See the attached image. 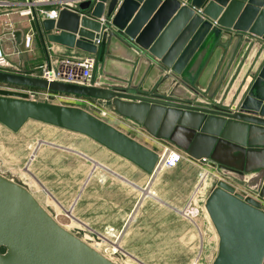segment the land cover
<instances>
[{
    "label": "water",
    "instance_id": "obj_1",
    "mask_svg": "<svg viewBox=\"0 0 264 264\" xmlns=\"http://www.w3.org/2000/svg\"><path fill=\"white\" fill-rule=\"evenodd\" d=\"M54 1L64 4L56 19L33 15L40 43L45 52L55 44L95 56L94 84L4 71L0 83L111 101L153 136L215 161L222 175L245 182L257 198L224 180L210 190L204 210L217 236L210 264H264V0ZM13 36L20 41V32ZM122 49L137 57L134 65L124 62L132 74L108 66L119 64L113 52ZM27 120L86 136L147 174L159 160L83 109L0 89V124L16 132ZM1 249L0 264H116L58 224L26 188L0 175Z\"/></svg>",
    "mask_w": 264,
    "mask_h": 264
},
{
    "label": "crops",
    "instance_id": "obj_2",
    "mask_svg": "<svg viewBox=\"0 0 264 264\" xmlns=\"http://www.w3.org/2000/svg\"><path fill=\"white\" fill-rule=\"evenodd\" d=\"M77 3L66 2L65 5L75 6ZM63 6L64 4L53 0L42 8L59 10ZM105 12L106 10L102 16L103 19ZM12 15L9 12L7 15L0 12V47L9 64L3 70L4 72L32 77L36 74L35 69L38 65L46 63L57 69L58 62L64 58L82 59L88 55L80 50L68 49L55 44H47L45 52L36 33L33 19L31 17L19 18L20 16L12 19ZM15 32H20L19 42L14 39ZM113 53L119 64L110 63L108 66L115 67L117 71L114 70V72L132 74V70L124 62H131L134 65L137 57L126 49ZM242 54L244 56V53ZM142 68L143 66L141 70ZM108 70L112 71L111 68ZM98 72L94 75L95 78L99 76ZM233 74L234 72L231 71L229 77ZM87 100L98 102V100ZM49 127L55 129L54 133H57V129L67 131L53 126ZM140 127L143 128L141 131L150 138L147 142L131 132L120 128L118 131L155 152L159 158L171 151L172 145L177 146L169 139L152 137L144 125ZM67 132L72 133L69 138L81 145L76 146L78 148L76 151L86 156V158H81L75 155V149H72L74 152L68 153L64 150L65 155L57 154L54 157L57 164L62 162L61 170L58 169L56 174L67 177L65 196L66 194L67 198L73 195L78 196L74 205H64L75 218L74 225L67 223L68 227H73L79 235H82L83 231L89 234L114 235L118 239L116 246L127 258L128 264H176L180 261L176 256H181L183 264H189L193 256L198 255L199 250L202 254L204 240L212 251L217 250V236L214 231L209 230L207 238H204L201 228L190 224L179 215V211L194 190L196 180V171L194 167L189 166V163L192 164L189 160L209 158H193L186 152L187 158L184 157V162L181 161L176 166L157 169L147 174L88 137ZM43 153L39 157L41 162L46 160V155ZM75 160L77 162L73 164ZM92 162L99 164L96 166ZM213 162L215 167L216 162ZM59 181L58 179L57 182ZM224 181L243 196H257L255 192L246 187L245 182L238 181V184H233L227 180ZM261 209L264 212V205Z\"/></svg>",
    "mask_w": 264,
    "mask_h": 264
},
{
    "label": "rangeland",
    "instance_id": "obj_3",
    "mask_svg": "<svg viewBox=\"0 0 264 264\" xmlns=\"http://www.w3.org/2000/svg\"><path fill=\"white\" fill-rule=\"evenodd\" d=\"M12 1L22 2L23 0ZM8 10L9 13L13 14L12 19H15L19 17L18 12L21 10V8L18 6H12ZM38 48L36 50H38ZM97 72L98 71L95 67L94 75L97 74ZM0 89L10 90L14 92L27 91L26 88L4 85L1 83ZM30 100L62 106L77 107L85 110L86 112H89L90 114L108 123L117 130L120 128L122 130L131 132L132 134L141 137L146 142L150 139L141 131V129L143 128H141L140 126H143V124L138 123L135 120L118 113L111 101H96L94 103L93 101H89L87 99H84L83 97L77 96L54 97L50 98L49 101H45L38 95L33 96L32 98H30ZM49 126L50 125H45L33 120H27L26 123L18 131L12 132L5 126L0 124V175L26 188L41 206L47 207L50 210H52L53 207L57 210V212H59L57 206L54 205L58 204L61 208L69 210L64 205H74L77 202L78 196L73 195L70 198H67V194L65 196V193L67 191V188L65 187L67 177H61L62 175L56 174V171L58 169L61 170L60 166L62 162H58V165L57 160L55 161L54 157H56L57 154H64V152L66 151H68V153L74 152L72 149H75V155H79L81 158H86V156L76 151V149L78 150L76 146L79 147L81 145L77 144V141L69 138L72 133L58 129L57 133H54L55 129ZM152 137L154 136L152 135ZM168 144L172 145L171 143ZM72 146L73 148H71ZM170 148L171 151L177 152L181 156V159L178 160L177 163H175V166L181 161L184 162V157L187 158L185 155L186 150L174 145H172ZM42 152H44L43 154L46 155V160L41 162L39 161V157ZM205 160H203L202 158L195 161L189 160L192 161V164L189 163V166L191 165L192 167H194L196 171V180L194 184V190L189 195L187 201L191 200L192 206L197 209L198 214L195 218H193V221H190L183 217L180 214V211L179 215L180 217L182 216L190 224H194L198 226V228H201L204 238H207L206 235L208 234L209 230H214L204 210V202L206 197L208 196L210 190L215 187V184L218 180L224 179L233 184H238V181L222 175L220 171L217 170V167L213 166V161H211L210 159ZM75 162H77V160H75L73 164H75ZM92 164L97 166L99 163L92 162ZM58 179L60 180L59 182H57ZM244 192L249 193L247 190H244ZM69 216H72V218L75 219L71 211L67 216L61 213L57 217L58 223L70 230L80 239H83L84 241L90 243L97 242L96 245L103 248V244L100 243V241H98L96 238H86L84 234L79 235L77 231H74L73 227H68V224H70L71 226L74 225L72 218H69ZM107 238H109L108 241H111L116 245V242L118 240L117 237L109 234ZM102 241L106 243L105 239H102ZM197 254L198 255L193 256L189 264H209L214 258L216 250L212 251L210 246L205 244L204 240L202 254L201 250H199ZM176 257H178L180 260L179 263L176 264H183L182 258H180L181 256ZM119 258H121V261H119L120 264H128V260L126 257L121 255L119 256Z\"/></svg>",
    "mask_w": 264,
    "mask_h": 264
},
{
    "label": "built area",
    "instance_id": "obj_4",
    "mask_svg": "<svg viewBox=\"0 0 264 264\" xmlns=\"http://www.w3.org/2000/svg\"><path fill=\"white\" fill-rule=\"evenodd\" d=\"M53 0H23L22 2H14L10 0H0V12L1 14H6L9 12V8L12 6H21V10L18 12L20 17H31L33 19V15H36L40 19H56L59 10H44L42 7L49 4ZM100 21H103L101 18ZM9 66L5 53L0 47V71L5 70ZM96 67V58L93 55H87L82 59L76 58H64L58 62L57 69L52 68L50 65L46 63L38 65L35 69L36 74L32 77L40 78L46 80L48 82H60L65 84L71 85H79V86H91L94 84V69ZM27 91H20L28 96V98H32L35 95L42 97L45 101H49L50 98L54 97H75L73 95H66L56 92H51L47 90H40V89H32L26 88ZM181 159V156L177 152L168 151L166 155L159 158L156 168L163 169L168 167L175 166L178 160ZM57 206L59 212L54 209L52 206V210L44 207V209L49 213V215L58 223L57 217L61 213L65 216L70 214V210H65L61 208L58 204L54 205ZM61 210V211H60ZM180 214L185 217L186 219L193 221V218L196 217L198 214L197 209L192 206L191 200H188L185 206L180 210ZM72 218V216H69ZM72 220H74L72 218ZM59 224V223H58ZM62 226V225H61ZM65 228L64 226H62ZM68 230L67 228H65ZM71 232L70 230H68ZM72 233V232H71ZM91 233V232H90ZM74 235V233H72ZM83 234L86 238L94 237L100 243H102L103 248L96 245L97 242L90 243L83 240L85 243L89 244L93 248L97 249L104 257L109 259L110 261L120 264L121 258L119 256H124L119 250V248L113 244L111 241H108L109 238L105 235L100 234H89L88 232L83 231ZM77 237V236H76ZM79 238V237H78ZM80 239V238H79ZM105 239L106 243L102 241ZM118 259V260H117Z\"/></svg>",
    "mask_w": 264,
    "mask_h": 264
},
{
    "label": "flooded vegetation",
    "instance_id": "obj_5",
    "mask_svg": "<svg viewBox=\"0 0 264 264\" xmlns=\"http://www.w3.org/2000/svg\"><path fill=\"white\" fill-rule=\"evenodd\" d=\"M218 67H220V70H218L217 72L219 73V71L221 72V69L223 68L222 67V65L219 63V66ZM219 88H217V90H218ZM218 92V91H217ZM217 92H216V94H217Z\"/></svg>",
    "mask_w": 264,
    "mask_h": 264
},
{
    "label": "trees",
    "instance_id": "obj_6",
    "mask_svg": "<svg viewBox=\"0 0 264 264\" xmlns=\"http://www.w3.org/2000/svg\"><path fill=\"white\" fill-rule=\"evenodd\" d=\"M0 251H1V252H4V249H1Z\"/></svg>",
    "mask_w": 264,
    "mask_h": 264
}]
</instances>
